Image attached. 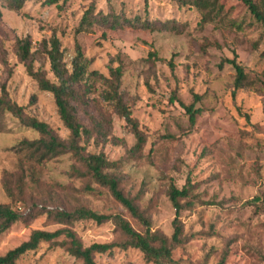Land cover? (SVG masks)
<instances>
[{
  "label": "rangeland",
  "instance_id": "obj_1",
  "mask_svg": "<svg viewBox=\"0 0 264 264\" xmlns=\"http://www.w3.org/2000/svg\"><path fill=\"white\" fill-rule=\"evenodd\" d=\"M48 1L26 0L16 12L9 0H0V97L5 86L27 115L68 140L70 131L53 94L41 91L28 74L17 40L31 39L35 69H43L53 82L44 42L60 39L70 69L79 43L89 64L86 79L73 88L72 105L90 132L80 144L85 153H104L115 163L106 172L119 179L123 192L151 222V231L168 239L174 261L264 264V25L243 0H217L207 10L179 0ZM255 1L264 11V0ZM88 10L93 11L92 22L81 27ZM103 16L110 25L119 22L113 29L101 22ZM235 57L247 76L236 93V70L228 63ZM118 67L119 93L144 139L139 147L132 127L106 98L110 89L104 78H112L110 69ZM191 104L201 110L194 124L186 112ZM41 136L11 113L0 112V204L20 214L0 235V257L35 230L69 227L85 246L126 240L111 221L61 224L56 218L61 211L87 208L121 215L134 229L146 232L145 223L72 154L41 163L22 148L24 140ZM188 182L189 195L180 200L182 235L176 244V209L169 193L172 186L183 189ZM65 239L42 243L17 264H84L70 255L62 244ZM95 261L153 264L131 248L98 254Z\"/></svg>",
  "mask_w": 264,
  "mask_h": 264
},
{
  "label": "trees",
  "instance_id": "obj_2",
  "mask_svg": "<svg viewBox=\"0 0 264 264\" xmlns=\"http://www.w3.org/2000/svg\"><path fill=\"white\" fill-rule=\"evenodd\" d=\"M60 0H49V4H58ZM67 3L71 0H62ZM183 5L191 3L201 10L215 8L217 0H179ZM251 14L257 21L264 25V11L259 3L255 0H243ZM147 3V0H145ZM26 0H9L11 10L21 11L25 6ZM215 4V5H213ZM61 8V7H59ZM93 11H87L81 21V27L86 23H91ZM207 21V14L205 15ZM103 24L108 23V17H102ZM115 23H108L111 28H115ZM96 20L95 23H98ZM147 26V25H146ZM44 49L51 65V71L55 75L56 82L51 81L43 69H35L32 53V41L30 38L18 39V55L22 62L25 63L28 74L33 77L41 91L53 94L55 103L58 108L59 116L64 126L70 131L68 140H62L51 129L46 122L40 121L35 117L29 116L25 112V108L19 106L11 100L9 93L4 86L2 88V96L0 97V112L11 113L24 126L31 128L42 136L37 140H24L22 148L31 153L32 158H38L39 162L58 157L63 154L70 153L82 163L86 168V173L89 174L97 183L109 189L113 197L120 202L134 217L145 223L147 229L145 233H141L134 229L131 223L121 215H106L96 211L79 208L73 212L61 211L56 213V218L59 223L69 225L75 221L92 220L97 224L113 222L115 226L126 236V240L121 243H93L90 246H85L78 235L69 227H63L55 231L35 230L30 238L23 242L20 246L10 250L6 255L0 257V264H17V261L26 254L36 251L42 243H53L61 237L66 239L62 242L66 246L70 255L80 259L84 264H96L95 257L98 254L112 253L115 249L128 250L137 249L144 255L146 262L153 264H178L173 259V248L170 246L167 238L151 231V222L139 209L135 202L129 198L121 189L119 179L106 172L112 168L115 163L111 162L104 153L88 154L84 152L81 146V140L84 136L89 137V130L85 129L80 123L76 109L72 105V97L74 94V86L82 82L87 77L88 60L85 58V53L82 46L78 43L76 46V56L74 57L71 69L65 62L64 52L61 49V41L58 37L53 36L50 41L44 42ZM154 56L150 54V58ZM228 63L233 65L236 70V80L234 83V93L244 87L246 80V72L244 67L237 61V58L228 60ZM224 68V62L220 63V69ZM112 78H104L109 89L106 98L113 102L117 112L126 123L132 127L134 134L138 139V147L144 143L141 136L139 126L135 118H133L130 108L126 105L122 95L119 93L122 78V68L110 69ZM196 99L200 97L196 95ZM186 112L190 117L192 124L196 121L197 114L201 113L200 109H195V104L186 106ZM188 182L183 189L172 186L170 189V199L176 209V218L174 220V234L172 237L173 243H179L182 235L180 223V211L182 205L180 200L189 195ZM6 191L12 196V191L6 186ZM53 214L52 212H49ZM20 220V214L13 210L9 205L0 204V235L7 232L16 222ZM220 264H224L223 261Z\"/></svg>",
  "mask_w": 264,
  "mask_h": 264
}]
</instances>
